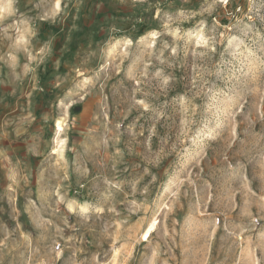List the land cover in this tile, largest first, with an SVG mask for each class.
Wrapping results in <instances>:
<instances>
[{"label":"rangeland","instance_id":"1","mask_svg":"<svg viewBox=\"0 0 264 264\" xmlns=\"http://www.w3.org/2000/svg\"><path fill=\"white\" fill-rule=\"evenodd\" d=\"M9 2L0 264H264V0Z\"/></svg>","mask_w":264,"mask_h":264},{"label":"clouds","instance_id":"2","mask_svg":"<svg viewBox=\"0 0 264 264\" xmlns=\"http://www.w3.org/2000/svg\"><path fill=\"white\" fill-rule=\"evenodd\" d=\"M4 11L2 14H0V21H3L4 19H6L7 17L13 15L14 13L12 12L11 9V3H7L4 5L3 7Z\"/></svg>","mask_w":264,"mask_h":264},{"label":"bare ground","instance_id":"3","mask_svg":"<svg viewBox=\"0 0 264 264\" xmlns=\"http://www.w3.org/2000/svg\"><path fill=\"white\" fill-rule=\"evenodd\" d=\"M62 124H63L62 120H59V121L57 122V127H58L59 130H61V128H62ZM154 224H155V223H151V225L148 227V229L146 230V232L151 231V230L153 229V227H154Z\"/></svg>","mask_w":264,"mask_h":264}]
</instances>
